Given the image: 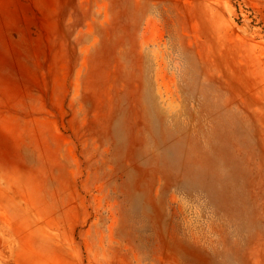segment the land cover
<instances>
[{
    "label": "rangeland",
    "instance_id": "374dc122",
    "mask_svg": "<svg viewBox=\"0 0 264 264\" xmlns=\"http://www.w3.org/2000/svg\"><path fill=\"white\" fill-rule=\"evenodd\" d=\"M17 8L0 264H264V0Z\"/></svg>",
    "mask_w": 264,
    "mask_h": 264
},
{
    "label": "bare ground",
    "instance_id": "6f19581e",
    "mask_svg": "<svg viewBox=\"0 0 264 264\" xmlns=\"http://www.w3.org/2000/svg\"><path fill=\"white\" fill-rule=\"evenodd\" d=\"M18 4H19V0H2L0 2V6L1 7H4L6 5H9L11 7V10L15 11L17 10L18 8Z\"/></svg>",
    "mask_w": 264,
    "mask_h": 264
}]
</instances>
